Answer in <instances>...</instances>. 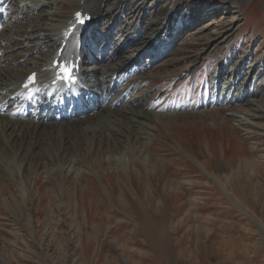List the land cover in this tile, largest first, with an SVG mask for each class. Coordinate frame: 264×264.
Masks as SVG:
<instances>
[{"label": "rangeland", "instance_id": "1", "mask_svg": "<svg viewBox=\"0 0 264 264\" xmlns=\"http://www.w3.org/2000/svg\"><path fill=\"white\" fill-rule=\"evenodd\" d=\"M13 1L47 7L38 18L33 13L28 19L12 15L10 24L17 21L23 38L11 33L15 27L9 21L5 23V34H12L14 42H4L0 51L5 49V55L33 48L24 40L30 36L25 28L31 24H51V34L62 37L73 26L58 21L83 3ZM226 1L234 10L225 12ZM150 5L149 20L166 11L176 16L171 18L174 28L160 43L171 35L178 37L171 55L145 69L142 108L133 111L149 114L146 111L169 108L167 114L176 113L159 112L157 119L131 115L141 124L135 133L142 136L137 143L135 137L126 143L123 135L124 150L99 147V139H109L101 133L88 147L74 146L64 152L53 142L35 160H28L35 152L29 140L20 145L23 151L11 146L6 132L15 131L16 124L8 122L11 128L5 132L7 121L0 119V143L7 148L6 155L0 153V264H264V123L252 119L256 123L249 120L253 126L245 128L225 116L224 108L207 111L195 104L199 93L204 98L214 70L212 58L201 53L203 47H217L207 42L223 17L234 20L233 29L219 40L225 41L220 42L218 58L228 64L226 71L243 53L254 54L252 60L263 58L264 0H152ZM119 18L124 21L128 16ZM192 22L197 23L194 28ZM39 29L31 36L51 45ZM238 79L243 81V76ZM191 106L200 108L194 110L198 114L187 115ZM246 112L238 115L246 119ZM69 129L73 142L77 130ZM107 134L112 136L110 129ZM255 156L262 162L261 175L258 166L249 170L245 163Z\"/></svg>", "mask_w": 264, "mask_h": 264}, {"label": "bare ground", "instance_id": "2", "mask_svg": "<svg viewBox=\"0 0 264 264\" xmlns=\"http://www.w3.org/2000/svg\"><path fill=\"white\" fill-rule=\"evenodd\" d=\"M151 2L152 0H83L82 4L75 5L76 12H72L58 21L59 24L64 25H70L68 23L70 22L71 26L76 27L78 24L76 13H81L84 17V23L78 25L73 34L69 35L71 27L68 29V25L67 29H64L62 37H59L51 34V24L38 26L31 24L25 28L30 36L24 39L32 45L31 50L23 47L13 55H5V49L0 51V95H2L0 98V119L7 121L5 132L7 131L6 128H11V124L7 125L8 122L11 121L16 124L15 131L10 134L6 132L7 139L15 150L23 151L25 147H21L26 145L23 142L29 140L30 146L33 150L35 149V152L31 151L33 156H30L31 158L28 160H35L44 156L48 149H51L50 144L52 146L53 142H55V147L62 148L64 152L74 146L78 148L79 146L88 147V142L90 141L92 144L93 137L97 141L101 133L110 140L101 141L99 139V147L102 144V148L105 146L113 152L124 150L120 140L123 135L126 143H128L126 139L130 137H135L134 142L137 143L138 137L142 136L141 133H135L137 125L141 124L131 115L137 119H144V117L156 118L159 112L164 116H172L176 113L167 114L166 111L169 108H156L146 111L150 112L149 114L133 111L143 104L144 97L141 86L146 77L144 75L145 69H150V66H155L159 61L171 55V48L175 38L178 37L171 35L170 40L168 38L165 42L160 43L162 36L169 35V31L174 28L175 24L171 18L175 19L176 16L174 15V17L172 16L173 13L170 14L169 11H166L165 15L159 13L153 20H149L151 19L148 16L151 10ZM21 5L15 4L13 0L0 2V25H2L0 49L3 48L5 41H12L9 37L12 34L23 38L22 29H16L17 21H12L13 24H10L12 15L17 14L19 16L20 14V18L22 16L29 17L33 13L38 18L46 6L39 7L36 5L32 8L24 4ZM224 6L225 12L230 9L234 10L235 7L231 8L232 6L228 1L225 2ZM4 14L7 16L4 17ZM123 14L128 16L124 21L119 18V15ZM229 14L230 11L226 15ZM198 18H193L192 21L198 20ZM8 21L12 28L15 27L13 32L10 31L11 35L5 34L9 25ZM233 21H227V18L223 17L217 26L219 27L218 31H213L211 39L207 42L209 46L216 43L217 47H203L202 55H200L201 57L212 58L211 63L214 70L212 69L209 77V84L204 87L206 90L204 98L202 93H199V97L195 99V104L201 108H207V111L212 108H224L226 109L225 116L246 128L253 126L250 123L252 119H258V122L264 123L262 110L264 109V75L262 74L264 56L262 59L255 58L252 60L251 57L254 54L246 55L243 53L244 55H239V58L236 57L233 68L226 71L228 64L221 57L218 58L219 50L222 47L220 45L225 41H220V44L219 40L224 39L228 32L233 29ZM40 22H42L41 19ZM196 24L191 25L194 28ZM38 27L39 30L46 32V38L53 42L51 45H46L41 37L31 36V33H34ZM110 37L113 41L111 47L108 44ZM16 43L18 46L22 44ZM136 46L139 48H135ZM48 49L50 50L48 51ZM131 50L134 53H131ZM34 51H36V57L31 55ZM20 57L23 60L18 64L16 60ZM143 57L145 58L142 60ZM66 60L72 61L77 67L75 75L79 79L76 87L79 95L76 98L72 97L69 90L64 91L66 85L61 81L52 83L57 79L54 65ZM231 60H233V56L227 59V62L229 63ZM33 73L36 74V82L28 88H24V84L28 82V77ZM200 73L201 71H198V76ZM239 76H243V81L238 79ZM29 89L33 91L28 93ZM209 91L211 92L209 93ZM223 95L224 99H228L230 103L224 101L220 103ZM27 96H29V100L26 99ZM240 102L244 104L238 106L237 103ZM248 107H256L255 110H251L252 113L249 112L251 115L245 110ZM8 108H11V111H7ZM191 108L187 115L198 114L194 110H200V108H193L192 106ZM229 108L234 111L227 110ZM3 111L5 114L2 115ZM241 111L248 113L246 115L248 120L238 115L241 114ZM26 116H28V120ZM129 116V120L125 119ZM178 116L183 117L184 114ZM217 123L218 121L214 124L217 125ZM252 123L255 124L256 122L252 121ZM60 126H64V128ZM71 127L75 129L79 127L76 129L73 142H70L72 133H68L71 131L69 129ZM257 128L262 131L261 127ZM107 129H110L111 137L108 136ZM88 132H91L90 138L86 137ZM20 145L22 146L20 147ZM5 148L0 143L2 155L7 154V148ZM17 154L19 155V153ZM245 163L249 170L257 166L258 170L262 166L258 156H255L252 161L246 160ZM258 173L261 175L263 172L258 170Z\"/></svg>", "mask_w": 264, "mask_h": 264}, {"label": "snow or ice", "instance_id": "3", "mask_svg": "<svg viewBox=\"0 0 264 264\" xmlns=\"http://www.w3.org/2000/svg\"><path fill=\"white\" fill-rule=\"evenodd\" d=\"M76 17L78 18V22L83 24L84 19L81 18V13H76ZM57 79H59L62 83L65 84H75L76 83V66L71 62H60L57 64ZM36 82V74L33 73L30 77H28V82L24 84L25 88H28L31 84Z\"/></svg>", "mask_w": 264, "mask_h": 264}]
</instances>
